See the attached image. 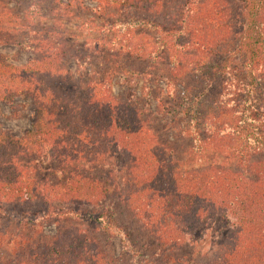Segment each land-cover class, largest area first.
I'll return each instance as SVG.
<instances>
[{"label": "trees", "instance_id": "trees-1", "mask_svg": "<svg viewBox=\"0 0 264 264\" xmlns=\"http://www.w3.org/2000/svg\"><path fill=\"white\" fill-rule=\"evenodd\" d=\"M98 1L119 14L137 4L148 9L151 0ZM246 1L251 18L245 29V42L241 41L238 50L244 49L253 60L246 57L251 67L257 68L264 60L257 50L264 41V0ZM8 2L0 0V44L13 43L38 57L18 67L0 54V103L13 104L21 97L31 100L34 107L32 126L22 137L0 124V208L4 206L8 216L19 225L15 227L20 228L16 233L9 228L0 230L4 243L7 237L13 245L10 254L4 252V258L0 255V264H130L102 248L96 236L106 213L110 211L108 215L113 217L115 207L122 203L146 236L156 238L158 248L170 253L169 257L175 250L182 251L191 223L209 222L213 211L230 210L232 215L226 222L231 225L232 234L214 250L209 264H264V160H252L257 150H264V105H257L256 112L249 106L247 113L242 114L248 138L255 144L247 140L231 148L244 169L260 176L258 180L217 165L177 171L172 167L173 150L160 144L137 109L116 99L104 81L92 82L85 97H76L68 89L72 76L63 62L68 42L49 39L48 35L36 39L32 30L24 37L28 15L27 21L23 20L8 7ZM166 2L153 3L162 12ZM71 3L68 0L67 7ZM190 4L192 7L178 19L180 26L164 31L180 34L185 27H191L190 36H177L175 44L180 52L189 50L191 42L194 46L202 43L222 50L226 36L232 32L233 19L242 12H236L230 0H193ZM116 25L121 26V22ZM204 29L209 30L207 35ZM146 48L144 44H132L130 51L143 52ZM228 60L221 56L214 66L199 69L194 61V72L202 71L210 82L226 75L230 68ZM200 65L204 66L201 61ZM250 72L256 71L250 68ZM136 73L128 70L122 75ZM259 84L256 75L252 80H242L241 86L248 88L247 100H252L253 87ZM206 120L201 147L192 150V155L203 154L210 148L229 150L227 128L218 127L210 116ZM249 125L259 127L258 131ZM202 129L197 127L194 133L198 135ZM185 131L191 134L190 129ZM112 156L123 160L124 172L119 183L108 182L97 172L102 167L100 163ZM45 159L64 162L62 171L61 166L46 171L40 164ZM55 201L67 206L64 213L70 222L81 224H60L56 236L44 239L36 224L41 210H45L46 216H61L62 209L55 208Z\"/></svg>", "mask_w": 264, "mask_h": 264}, {"label": "rangeland", "instance_id": "rangeland-1", "mask_svg": "<svg viewBox=\"0 0 264 264\" xmlns=\"http://www.w3.org/2000/svg\"><path fill=\"white\" fill-rule=\"evenodd\" d=\"M154 1L149 2L148 9L137 4V7L123 10L120 15L116 14V9L100 5L98 0H71L72 6L69 7L66 5L68 0H61L60 3L59 0H9L7 5L25 21L28 15L27 22L31 24L25 25L22 33L24 37H28V32L32 30L36 39H44L48 35L49 39H65L68 42L63 62L72 76L70 83H67L68 89L76 97H85L87 86L102 80L116 99L135 107L138 115L145 120V126L152 129L151 133L156 135L160 144L173 150V169L189 171L217 165L233 172H244L246 177L258 180L260 176L244 169L239 156L231 151L232 147L240 146L247 140L255 144L252 138H248L249 131L243 125L242 114L249 106L256 112L257 105H264V60L259 67L253 68L249 64L253 60L245 50H238L251 18L247 1L230 0L234 10L242 14L233 19L232 32L226 36L222 50L215 46H203L202 43L194 46L191 42V48L182 52L175 44L177 36L183 38L185 33V37L190 36L191 27H185L180 34L175 33V30L167 33L164 29L180 26L177 24L178 19L192 7L190 2L193 0H167L162 12H159L158 4L155 5ZM117 21L121 22V26L116 25ZM203 32L207 35L209 30L204 29ZM132 44H144L147 48L143 52H131ZM260 47L257 50L264 58V41ZM246 51H249V47ZM0 54L7 58L8 63L18 67L38 57L32 51L22 50L13 43L0 44ZM221 56L229 59L227 63L230 68L225 76L208 82L209 78L203 77L202 71L194 72V61L198 66L196 69H199L214 66L213 63ZM200 61L204 66L200 65ZM250 68L256 72L251 73ZM128 70L137 73L123 76ZM139 72L144 73L143 77ZM253 75L258 76L261 84L253 87L250 101L247 100V85L242 87L241 82L243 79L252 80ZM0 105L3 109L0 114L2 128L22 137L31 128L34 119L31 100L18 97L13 104L2 102ZM207 116L213 118V122L221 129L227 128L229 150L225 149L224 152L210 148L203 154L192 155V150L201 147L200 138L206 133L203 124L208 121ZM231 125L237 127L231 129ZM249 126L258 131L259 127ZM197 127L203 128L198 135L194 133ZM185 129H190L191 134L187 135ZM222 141L225 142L224 139ZM257 151L251 156L252 160H264V150ZM104 161L100 163L102 167H98L97 172L102 173L108 182H121L124 172L122 158L112 156ZM40 164L46 171L57 169L56 166H61L62 171L65 163L45 159ZM62 175L59 172V176ZM53 205L56 209H62L61 216H46L45 210H41V218L36 224L44 239L56 236L60 224H81L70 222L69 216L64 213L67 206L63 202L55 201ZM36 207L39 210L41 204ZM109 212L99 223L96 236L102 248L130 264H209L214 250L226 242V237L231 236L233 230L226 222L232 211H213L209 222L190 224L182 251L175 250L169 257L170 253L158 248L160 244L156 238L146 236L125 203L115 207L113 217L108 215ZM12 219L15 218L8 216L4 206L0 208V230L9 228L11 233L20 231V228L15 227L19 225ZM5 239L4 243L3 234L0 237L2 258L4 252L10 254L13 248L7 237Z\"/></svg>", "mask_w": 264, "mask_h": 264}]
</instances>
